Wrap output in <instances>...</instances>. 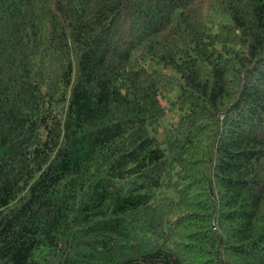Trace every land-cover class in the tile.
Segmentation results:
<instances>
[{"label":"trees","instance_id":"16d2710c","mask_svg":"<svg viewBox=\"0 0 264 264\" xmlns=\"http://www.w3.org/2000/svg\"><path fill=\"white\" fill-rule=\"evenodd\" d=\"M0 264H264V0H0Z\"/></svg>","mask_w":264,"mask_h":264},{"label":"rangeland","instance_id":"374dc122","mask_svg":"<svg viewBox=\"0 0 264 264\" xmlns=\"http://www.w3.org/2000/svg\"><path fill=\"white\" fill-rule=\"evenodd\" d=\"M169 71L172 72L170 69H169ZM177 93H178V90H177ZM167 125H168V119H164L162 121L161 126H160V132L158 134L159 138L163 139V137H164V131H165Z\"/></svg>","mask_w":264,"mask_h":264}]
</instances>
